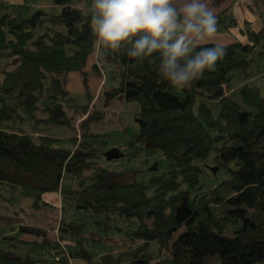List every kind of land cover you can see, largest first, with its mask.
Masks as SVG:
<instances>
[{
  "label": "trees",
  "instance_id": "1",
  "mask_svg": "<svg viewBox=\"0 0 264 264\" xmlns=\"http://www.w3.org/2000/svg\"><path fill=\"white\" fill-rule=\"evenodd\" d=\"M52 1L62 6L61 13L30 12L24 4L0 2V60L10 57L15 62L0 77V187L21 188L34 209L46 204L44 194L56 192L77 211L136 216L140 225L135 236L141 245L120 257L108 256V262L264 264V93L244 85L237 92L240 100L226 94L238 71L251 77L252 54L264 47V27L245 31L247 42L223 45L227 55L215 70H206L190 88L173 90L166 81L157 82L158 60L137 61L123 49L98 59L92 48L91 9L78 7L79 0ZM91 59L95 73L102 76L104 65L110 64L119 78L118 85L106 92L107 103L114 97L139 102L137 140L162 149L172 161L168 172L154 174L146 183L136 179L137 170L99 165L101 149L93 139L100 134L91 126L106 112L91 111L94 99L78 104L66 86L68 75L84 73ZM210 101L220 104L217 116ZM69 110L81 119L79 132L70 138L73 149L64 147L63 139L2 128L3 123L19 119L77 131ZM40 112L46 118L38 117ZM143 147L124 155L131 160ZM211 154L227 175L206 185L202 179L206 167L196 161ZM149 208L156 218L147 226L143 211ZM22 229L40 236L45 231ZM85 231L83 222L61 218L56 232L64 241L79 239ZM80 244L65 252L72 259L92 262ZM152 244L158 252L151 250ZM41 245L50 243L43 240ZM35 262L0 248V264Z\"/></svg>",
  "mask_w": 264,
  "mask_h": 264
},
{
  "label": "rangeland",
  "instance_id": "2",
  "mask_svg": "<svg viewBox=\"0 0 264 264\" xmlns=\"http://www.w3.org/2000/svg\"><path fill=\"white\" fill-rule=\"evenodd\" d=\"M46 3L47 0H27L28 10H39L33 8L32 3ZM15 5V4H14ZM264 9V4H261ZM49 13L57 14L52 9H44ZM61 13V12H59ZM229 19V16H226ZM227 19L226 26L221 28V31L227 33V27H230V21ZM261 26H257L259 29ZM254 62L252 65L251 77L247 78L241 71L235 74L229 89L230 96L235 100H240L238 91L244 85L257 86L264 93V47H257L252 54ZM10 57H3L0 60V77L11 70L15 64ZM119 83L114 66L110 64L104 65L102 76L93 71L92 65L89 64L84 73L72 72L68 75L67 88L72 97L76 98V102L81 105H86L90 102L89 99H94L93 108L91 111H105V116L102 120L95 121L91 130L94 133L100 134L93 140L99 146L97 161L100 166L115 171L133 169L139 171L136 179L138 181L148 182L149 178L156 174L166 173L171 169L172 161L169 160L162 152V149L152 147L148 143H140L137 140V134L140 129V123L137 118L140 104L138 101L127 102L119 97H114L108 103L106 102V92L115 88ZM228 93V90L226 91ZM215 116L220 111L218 101L208 102ZM69 116L77 125V131L71 127H64L46 123L43 121L30 122L28 120L21 121L13 119L5 122L2 128L15 133H39L59 139H63L62 145L66 148L73 149L74 143L70 140L80 130L81 119L73 111H68ZM38 117L46 118V113H38ZM144 145L143 149L138 152L136 157L131 160L124 154H132L138 148ZM126 146L129 151L123 153L124 156L117 160H108L106 153L113 148L119 149ZM214 154L206 160H197L196 163L205 165L206 173L202 179L206 180V185L222 181L226 177V168H219L215 165ZM120 160L121 163L116 162ZM140 162V164H138ZM157 164V170L153 167ZM128 178L126 181H131ZM149 194L152 190H147ZM47 194L43 201L52 202V205H43L40 208L32 207V200L24 197L21 188H10L7 185L0 187V247L13 251L16 255L28 257L30 260L46 262V264L60 263L67 260L66 253H62L65 248L59 241V233L56 232L61 218L68 221L83 222L86 225L85 233L79 239L65 238V242L71 243L67 251L75 250V243L82 242L80 246L92 256V264H129L125 259H119L117 262H108V256L120 257L121 253L128 248H135L141 245V242L135 236V232L139 227V220L136 216H118L95 213L90 210L77 211L73 208V203L70 200L64 199V209L55 204V198L58 196L56 192ZM57 201V200H56ZM153 208L145 209L143 215L146 216V225L150 226L155 220L156 214ZM22 227L26 229L38 228L44 229L42 236L31 232H23ZM23 235L24 241L31 243L37 241L42 243V240L50 242V245L43 246L39 244H24L18 239H13L12 242L5 241L4 237L9 235ZM19 238V237H18ZM57 239V240H56ZM15 244L17 248L10 247ZM7 247V248H6ZM80 249H76L79 251ZM153 252H158L156 244L151 245ZM55 254V255H54ZM109 258V257H108Z\"/></svg>",
  "mask_w": 264,
  "mask_h": 264
},
{
  "label": "clouds",
  "instance_id": "3",
  "mask_svg": "<svg viewBox=\"0 0 264 264\" xmlns=\"http://www.w3.org/2000/svg\"><path fill=\"white\" fill-rule=\"evenodd\" d=\"M217 22L207 0H92L93 53L123 49L137 61L158 60L157 82L183 90L227 55L214 43Z\"/></svg>",
  "mask_w": 264,
  "mask_h": 264
},
{
  "label": "crops",
  "instance_id": "4",
  "mask_svg": "<svg viewBox=\"0 0 264 264\" xmlns=\"http://www.w3.org/2000/svg\"><path fill=\"white\" fill-rule=\"evenodd\" d=\"M0 2H7L10 4H15V5L24 4L28 6L27 0H0ZM207 2L209 4V7L213 8L217 15L218 31H217V36H216V40L214 41V43L228 45V44H231L237 41L247 42V38L244 35L245 31L252 30V31L258 32L264 27V9L261 8V4L262 3L264 4V0H207ZM91 4H92V0H79V2L77 3V6L80 8H84V9L85 8L91 9ZM32 7L38 8L41 10H44L47 8L52 9L57 14H59V12L62 11V6L54 4L52 0H47L46 3H40L39 1L36 3L34 2L32 3ZM33 11H35V9L30 10V12H33ZM226 16H229V19L226 18ZM227 19L230 21L229 23L231 24V26L227 27L228 32L225 33L221 31V28L224 25L226 26ZM257 26H261V27L257 29ZM89 64L93 66L92 59L89 61ZM227 94H229V91ZM47 194H51V193L44 194L42 201L45 199V196ZM54 201H55L54 205L57 204L60 208L62 206V210L64 209L63 208L64 199L60 193H58V196L55 198ZM43 202L46 203L47 205H52V202H47V201H43ZM5 237H9L15 240L18 239L19 241H24L23 239H21L23 238V235L21 234L17 235L16 233H14V235H9ZM59 241L63 242L62 248H65L64 251L63 249H61L62 250L61 252L66 253L65 255H67L68 253L65 251H67V248L69 245H71V243L61 241L60 239ZM26 242H29V241H26ZM33 243L39 244V245L42 244L37 241ZM4 250H7V249H4ZM60 263L61 264H92V262H88L85 260L72 259L70 258L69 255L67 256L66 261H62V258H61ZM33 264H46V262H41L40 260H38ZM54 264H59V263L55 262Z\"/></svg>",
  "mask_w": 264,
  "mask_h": 264
},
{
  "label": "water",
  "instance_id": "5",
  "mask_svg": "<svg viewBox=\"0 0 264 264\" xmlns=\"http://www.w3.org/2000/svg\"><path fill=\"white\" fill-rule=\"evenodd\" d=\"M138 121L140 122V120ZM105 155L108 160H117L120 157L124 156L123 153L116 148L110 149ZM153 170H157V164L153 167Z\"/></svg>",
  "mask_w": 264,
  "mask_h": 264
},
{
  "label": "built area",
  "instance_id": "6",
  "mask_svg": "<svg viewBox=\"0 0 264 264\" xmlns=\"http://www.w3.org/2000/svg\"><path fill=\"white\" fill-rule=\"evenodd\" d=\"M226 94H227V93H226ZM127 151H129V148H128V147L123 146V147L121 148V152L126 153ZM116 163L119 164V163H121V162H120V160H118ZM54 255H55V254H54Z\"/></svg>",
  "mask_w": 264,
  "mask_h": 264
}]
</instances>
